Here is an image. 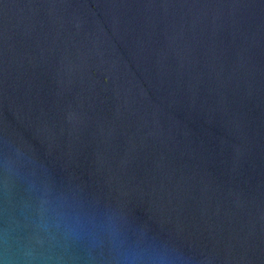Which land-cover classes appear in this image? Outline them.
<instances>
[{
	"label": "water",
	"instance_id": "95a60500",
	"mask_svg": "<svg viewBox=\"0 0 264 264\" xmlns=\"http://www.w3.org/2000/svg\"><path fill=\"white\" fill-rule=\"evenodd\" d=\"M100 224L264 264V0H0V264H113Z\"/></svg>",
	"mask_w": 264,
	"mask_h": 264
},
{
	"label": "clouds",
	"instance_id": "9594fccd",
	"mask_svg": "<svg viewBox=\"0 0 264 264\" xmlns=\"http://www.w3.org/2000/svg\"><path fill=\"white\" fill-rule=\"evenodd\" d=\"M42 231H47L48 226L38 224ZM64 238L69 242L83 241L91 247L101 246L105 240L112 250L113 264H176L178 259L167 250L154 247H141L129 241L119 233L111 232L106 225H93L90 229L80 226L67 225L64 230ZM34 254L31 249L24 252L26 264H32Z\"/></svg>",
	"mask_w": 264,
	"mask_h": 264
}]
</instances>
